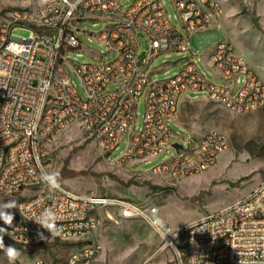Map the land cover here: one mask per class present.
<instances>
[{
  "label": "built area",
  "instance_id": "2783aa9c",
  "mask_svg": "<svg viewBox=\"0 0 264 264\" xmlns=\"http://www.w3.org/2000/svg\"><path fill=\"white\" fill-rule=\"evenodd\" d=\"M123 2L0 0V197L22 187L37 189L22 202L20 218L6 235L32 246L85 241L55 263L36 259L21 264H97L103 245L92 236L98 226L134 218L160 234L175 251L177 264H264V176L246 196L178 227L165 222L157 206L76 193L60 181L58 190H50L40 181L42 169L53 170L47 149L75 128L96 141L107 159L129 136L127 150L115 160L117 167L151 163L165 155L151 169L134 173L192 178L216 166L230 139L217 129L199 138L188 131L182 136L172 123L177 124L184 100L201 94L235 113L264 107V76L226 34L217 0H172L179 25L162 0ZM99 20L109 24L96 33L83 28L85 22ZM214 29L225 37L197 59L191 37ZM18 30L27 35H16ZM84 33L106 47L109 60L94 52H89L94 61L87 63L66 56L81 50ZM140 34L148 42L142 56ZM169 52L191 54L177 74L153 80L150 63ZM72 74L80 79L85 98ZM189 93L194 98L185 96ZM142 97L145 113L138 125ZM175 143L183 147L177 149ZM45 209L54 214L49 231L33 219Z\"/></svg>",
  "mask_w": 264,
  "mask_h": 264
},
{
  "label": "rangeland",
  "instance_id": "374dc122",
  "mask_svg": "<svg viewBox=\"0 0 264 264\" xmlns=\"http://www.w3.org/2000/svg\"><path fill=\"white\" fill-rule=\"evenodd\" d=\"M162 1L173 23L179 25L172 0ZM217 1L223 9L226 34L230 37L229 32L233 30L234 36L239 35L242 43L264 60V0ZM130 2L124 0L123 4ZM108 24L107 21H87L83 28L96 33ZM15 34L25 36L27 32L18 30ZM224 37L220 29L194 34L191 46L198 54L196 58L205 57ZM80 38L81 50L68 51L66 56L69 59L79 63L94 61L89 52L104 54V60L110 59L106 47L96 38L86 33L80 35ZM139 40L141 56L146 55L148 42L141 34ZM190 54L169 52L156 57L148 68L152 71L153 80H163L177 74L185 57ZM201 68L204 70L202 64ZM72 78L80 96L85 98L80 79L75 74H72ZM209 78L213 79L211 76ZM185 96L194 98L195 95L189 93ZM199 96L198 99L183 101L177 124L172 123V126L184 137L189 132L199 138L210 129L225 132L230 139V148L219 156L215 167L201 175L180 180L138 175L134 170L147 171L160 163L165 155L151 163L117 167L115 160L127 150L129 136L122 139L119 147L107 159L101 154L96 141L83 137L75 128L64 131L47 149L53 170L59 173V181L76 193L117 196L157 206L161 209V216L172 227L219 210L246 196L264 176V107L249 113H235L220 103L202 98L201 94ZM138 113L137 123L141 125L145 113L144 97L139 102ZM36 192V188L22 187L1 196L0 212L5 210L3 206L7 202L13 201L14 207L9 206L6 212L14 215L12 223L18 221L22 202ZM0 227L7 229L8 225L0 219ZM92 237L98 238L103 245L97 264H177L173 248L165 246L160 234L142 219H118L101 223ZM84 242L80 240L32 246L20 244L4 235L6 246L13 245L20 250L21 256L16 264L36 259L55 263L66 258ZM0 264H9L2 251Z\"/></svg>",
  "mask_w": 264,
  "mask_h": 264
},
{
  "label": "clouds",
  "instance_id": "9594fccd",
  "mask_svg": "<svg viewBox=\"0 0 264 264\" xmlns=\"http://www.w3.org/2000/svg\"><path fill=\"white\" fill-rule=\"evenodd\" d=\"M42 3L47 2V0H41ZM39 179L42 183L46 184L50 190H58L60 188L59 183V173L55 170L52 171H46L41 170ZM15 202L9 201L7 202L3 207L5 208L4 211L0 212V219L4 221V223L8 226L12 225V222L14 220V215L10 212H6V210L9 208V206L14 207ZM54 214L51 212V210L45 209L44 212L40 214L39 218H33L35 221L40 224L43 228L47 229L49 231L51 224H52V217ZM10 235V233L7 232L6 228L0 227V251L4 252L5 255L8 258L9 264H16V262L19 260L21 253L20 250L15 248L13 245H5L4 244V235ZM40 238L44 239L42 234H39Z\"/></svg>",
  "mask_w": 264,
  "mask_h": 264
},
{
  "label": "crops",
  "instance_id": "0c3cea01",
  "mask_svg": "<svg viewBox=\"0 0 264 264\" xmlns=\"http://www.w3.org/2000/svg\"><path fill=\"white\" fill-rule=\"evenodd\" d=\"M231 39L237 44L238 48L245 53L249 63L261 74L264 76V60L253 54V52L247 48L242 41L240 40L239 35L234 36L233 30H230Z\"/></svg>",
  "mask_w": 264,
  "mask_h": 264
},
{
  "label": "water",
  "instance_id": "95a60500",
  "mask_svg": "<svg viewBox=\"0 0 264 264\" xmlns=\"http://www.w3.org/2000/svg\"><path fill=\"white\" fill-rule=\"evenodd\" d=\"M174 146L177 148V149H181L183 146L182 144H179V143H175Z\"/></svg>",
  "mask_w": 264,
  "mask_h": 264
},
{
  "label": "bare ground",
  "instance_id": "6f19581e",
  "mask_svg": "<svg viewBox=\"0 0 264 264\" xmlns=\"http://www.w3.org/2000/svg\"><path fill=\"white\" fill-rule=\"evenodd\" d=\"M159 211H160V213H161V209L159 208ZM162 217V216H161ZM163 218V217H162ZM163 220H164V218H163ZM165 221V220H164ZM166 222V221H165Z\"/></svg>",
  "mask_w": 264,
  "mask_h": 264
}]
</instances>
